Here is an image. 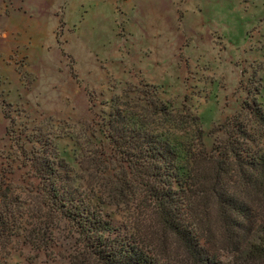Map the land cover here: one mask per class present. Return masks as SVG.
<instances>
[{"label":"rangeland","instance_id":"rangeland-1","mask_svg":"<svg viewBox=\"0 0 264 264\" xmlns=\"http://www.w3.org/2000/svg\"><path fill=\"white\" fill-rule=\"evenodd\" d=\"M10 1L0 0V58L8 63L0 70V170L7 172L17 154L24 160L5 134L4 117L16 120L28 149L50 145L90 201V152L106 144L100 126L112 105L131 109L153 94L167 107L161 131L191 134L200 127L206 148L211 131L239 114L252 94L264 110V0H158L157 15L146 17L134 0H64L55 16L30 24L7 17L10 11L1 7ZM7 183L3 188L22 198L32 189L24 170ZM28 210L0 239V254L10 264H90L75 225L59 216L46 222V212ZM102 211L115 227L130 225L124 208ZM213 220L189 221L206 259H193L168 234L149 230L151 258L159 264H260L242 259V238Z\"/></svg>","mask_w":264,"mask_h":264},{"label":"trees","instance_id":"trees-1","mask_svg":"<svg viewBox=\"0 0 264 264\" xmlns=\"http://www.w3.org/2000/svg\"><path fill=\"white\" fill-rule=\"evenodd\" d=\"M256 95L211 131L210 148L200 127L178 134L175 121L174 133L164 134L167 107L153 94L131 109L112 105L100 126L106 144L90 152V201L50 145L28 149L16 120L4 117L8 140L28 164L17 154L7 172L0 170V239L37 207L45 218L59 216L76 226L90 264H159L150 256L149 230L168 234L200 261L206 251L189 221L213 218L231 237L242 238V259L264 264V110ZM19 170L32 187L23 198L3 188ZM106 206L124 208L130 225L115 227L102 211ZM5 258L0 254V264H10Z\"/></svg>","mask_w":264,"mask_h":264},{"label":"crops","instance_id":"crops-1","mask_svg":"<svg viewBox=\"0 0 264 264\" xmlns=\"http://www.w3.org/2000/svg\"><path fill=\"white\" fill-rule=\"evenodd\" d=\"M62 1L64 0H11L8 3L9 6H2L1 8L4 11L5 9H8L10 12L7 17L13 18L18 23H40L42 20L47 19L51 14L55 16V7L62 5L61 3H64ZM134 1L136 3V8L139 9V16H150L153 15V12L154 15H157V8H159L158 0ZM124 3H126V1ZM2 16L4 17L5 15L2 14ZM16 29L18 31L20 30L18 28ZM7 65L8 63H6L4 59L0 58V70L4 69Z\"/></svg>","mask_w":264,"mask_h":264}]
</instances>
